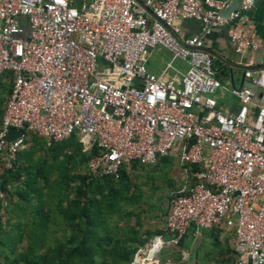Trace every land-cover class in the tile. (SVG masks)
Returning a JSON list of instances; mask_svg holds the SVG:
<instances>
[{
  "label": "built area",
  "instance_id": "1",
  "mask_svg": "<svg viewBox=\"0 0 264 264\" xmlns=\"http://www.w3.org/2000/svg\"><path fill=\"white\" fill-rule=\"evenodd\" d=\"M256 1L224 16L227 0H0V82L13 73L0 124L5 165L24 147V134L7 138L10 127L53 141L77 133L94 148L86 163L94 177L177 151L198 169L169 199L170 242L191 226L222 224L233 230L235 264H264V68L244 70L255 88L231 87L239 107L222 112L214 94L227 87L202 48L214 28L245 22ZM186 19L200 32L180 40ZM230 39L238 50L257 47ZM155 46L188 63L179 82L147 71L141 55Z\"/></svg>",
  "mask_w": 264,
  "mask_h": 264
},
{
  "label": "trees",
  "instance_id": "2",
  "mask_svg": "<svg viewBox=\"0 0 264 264\" xmlns=\"http://www.w3.org/2000/svg\"><path fill=\"white\" fill-rule=\"evenodd\" d=\"M12 78L6 71L0 82V124ZM23 138L9 166L0 156V264H130L154 235L171 238L144 215L156 190L149 183L154 168L168 156L148 165L127 161L116 176L94 177L86 168L94 148L84 150L77 133L53 141L25 129ZM184 166L189 174L198 169ZM140 174L144 179L137 182ZM166 196L169 201L172 193ZM211 228L210 247L193 255L195 263L235 264L233 230ZM187 234L175 247L187 249ZM167 251L147 264H165ZM174 255L181 260L179 252Z\"/></svg>",
  "mask_w": 264,
  "mask_h": 264
},
{
  "label": "crops",
  "instance_id": "3",
  "mask_svg": "<svg viewBox=\"0 0 264 264\" xmlns=\"http://www.w3.org/2000/svg\"><path fill=\"white\" fill-rule=\"evenodd\" d=\"M199 1L202 2V0ZM227 1H229V6L221 11L224 16H227L230 12L236 10L240 3V0ZM138 3L144 7L141 1ZM145 10L147 16L152 18L153 15L148 7H145ZM246 16L247 20L243 23L234 20L228 24L214 28L209 35L203 37L202 48L210 53L213 59V65L216 69V76L221 83L227 87L218 89L214 94L216 107L222 112H235L238 109V99L230 92V88L247 86V79L244 78L243 75L244 70L248 68L252 70L264 68V0H257L253 7L246 12ZM179 26L180 40H184L187 37L199 33L201 28V24L193 19L181 20L179 21ZM231 35L250 39L257 44V47L238 50L231 42ZM141 58L147 71L157 75L161 74L165 78H172L177 82H179L182 74L188 69V63L185 60L179 57H174L169 49L162 46L146 48L142 53ZM167 156L168 159L166 160L164 169L168 178L166 184L172 185L173 189L177 191L190 187L193 182L190 175L191 173L189 174L187 172V169L184 166L185 164L180 161L178 152L172 151ZM153 163L142 164L148 165ZM147 168H149V166H147ZM152 178L153 179H151L149 183L157 189L158 185L155 184L156 176L154 175ZM169 193L172 192L169 190L168 193L163 194L165 200L160 207H156L152 217L145 216V220H147V222H145L153 226L155 229H164L166 227L165 217L169 208V201L167 200L166 195ZM156 224L158 228L155 227ZM219 226L223 228L225 227L222 224ZM226 229L228 228L225 227V230ZM187 230L188 234L185 240L187 249H182V252L188 251L190 254L194 253V256L196 257L198 253L201 254L206 248L210 247V234L213 230L212 228H201L196 230L195 227H189ZM223 237L224 236L221 235V239H223ZM156 238L161 240V244L163 243V240L170 242V239H166L161 234L154 235L153 239ZM196 238H199L200 240L198 244L192 247ZM153 239L152 242L154 241ZM159 248H161V245ZM193 248H195L194 251L192 250ZM140 249L141 248L138 250Z\"/></svg>",
  "mask_w": 264,
  "mask_h": 264
},
{
  "label": "rangeland",
  "instance_id": "4",
  "mask_svg": "<svg viewBox=\"0 0 264 264\" xmlns=\"http://www.w3.org/2000/svg\"><path fill=\"white\" fill-rule=\"evenodd\" d=\"M170 56H171V54H170ZM165 165H166V162H159L158 164H156V166L154 168V169H156V172L154 174L156 176L155 184L158 185V187L154 191L152 197L151 198L148 197V200H147L148 204L146 206L147 211L144 214L146 216L152 217L154 215V211L156 210V207H160V205H162V202L165 200L163 194L168 193L169 190L172 193L177 191V190L173 189L172 185L166 184V182L168 181V178H167L166 172L164 171ZM138 179L139 180H137V182L144 179V177L140 174V176H138ZM142 187L144 188L145 186H142ZM159 194H161V195H159ZM145 221L147 222V220H145ZM150 224H152V223H150ZM150 227H153V226L150 225ZM155 227L158 228L157 224ZM153 238H154V236L151 238V240L143 248H141L139 250L140 254L137 255L136 262L134 264H137L141 258V255L144 253L146 255L147 251H149V255L147 257H149L151 255H153V256L157 255V253H159V251L161 249H167L168 250L166 253L165 264H181V261H185L184 264H195V258L193 256L194 255L193 253L190 254L188 251L182 252V250H179L177 247H175L174 244L170 243L169 241L167 242V241L163 240V243L161 244V248H159L160 246L158 247L159 250H157L158 248L153 249V250L150 249L149 246L151 245ZM199 240H200L199 238H196L193 242L192 247H194V245L198 244ZM192 250L194 251L195 248H193ZM175 252H179L181 254V260L180 261L176 260V258H175L176 256L174 255ZM149 260L150 259L146 258L142 264H145Z\"/></svg>",
  "mask_w": 264,
  "mask_h": 264
},
{
  "label": "water",
  "instance_id": "5",
  "mask_svg": "<svg viewBox=\"0 0 264 264\" xmlns=\"http://www.w3.org/2000/svg\"><path fill=\"white\" fill-rule=\"evenodd\" d=\"M148 9H149V8H148ZM149 10H150V9H149ZM246 82H247V83H246L247 86H249V87H251V88H253V89L255 88V86H254L249 80H247ZM239 87H241V86H239ZM259 97H260V93H259V91H256V92H255V95H254V98H253V100H254L255 103L258 102ZM23 134H24V131H23L22 129H17V128H14V127H10V128L8 129V131H7V138H8L9 140H12V139H14V138H16V137H19V136L23 135ZM153 240H154V241L151 243V246H153V244H154V242H155L156 239H153ZM160 242H161V240H160ZM158 249H159V248H158ZM158 249H157V250H158ZM157 250H156V251H157ZM138 254H140V251H139V250L135 253L134 258H133V260H132V262H131L130 264H134V263L136 262V257H137ZM152 256H153V255H151V256H149V257H146V258H147V259H151ZM145 264H147V263H145Z\"/></svg>",
  "mask_w": 264,
  "mask_h": 264
},
{
  "label": "bare ground",
  "instance_id": "6",
  "mask_svg": "<svg viewBox=\"0 0 264 264\" xmlns=\"http://www.w3.org/2000/svg\"><path fill=\"white\" fill-rule=\"evenodd\" d=\"M160 245H161L160 240H159L158 238H156V240H155L153 246L150 245L149 248L152 249V250H153V249H157ZM148 255H149V251L146 252V255H145V253L142 254V255H141V258H140V260L138 261L137 264H142V263L145 261V259H146V257H147ZM146 263H147V262H146Z\"/></svg>",
  "mask_w": 264,
  "mask_h": 264
}]
</instances>
